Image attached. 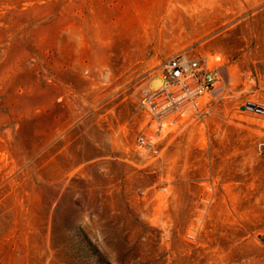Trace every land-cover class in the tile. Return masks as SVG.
I'll use <instances>...</instances> for the list:
<instances>
[{
    "label": "rangeland",
    "instance_id": "1",
    "mask_svg": "<svg viewBox=\"0 0 264 264\" xmlns=\"http://www.w3.org/2000/svg\"><path fill=\"white\" fill-rule=\"evenodd\" d=\"M0 264H264V0H0Z\"/></svg>",
    "mask_w": 264,
    "mask_h": 264
},
{
    "label": "built area",
    "instance_id": "2",
    "mask_svg": "<svg viewBox=\"0 0 264 264\" xmlns=\"http://www.w3.org/2000/svg\"><path fill=\"white\" fill-rule=\"evenodd\" d=\"M220 76L219 68L214 65L187 53L174 54L168 59L161 76V87L143 96L142 104L162 126L172 113L200 110L202 98L214 91ZM140 141L145 143L144 136Z\"/></svg>",
    "mask_w": 264,
    "mask_h": 264
},
{
    "label": "crops",
    "instance_id": "3",
    "mask_svg": "<svg viewBox=\"0 0 264 264\" xmlns=\"http://www.w3.org/2000/svg\"><path fill=\"white\" fill-rule=\"evenodd\" d=\"M162 79V78H161ZM152 82V81H151ZM150 88H151V84H150ZM152 89V88H151ZM153 90V89H152Z\"/></svg>",
    "mask_w": 264,
    "mask_h": 264
}]
</instances>
